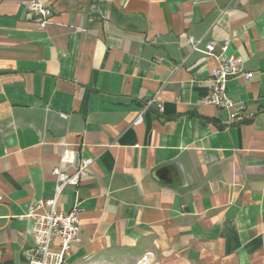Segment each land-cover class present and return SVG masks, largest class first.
<instances>
[{"label": "crops", "instance_id": "1", "mask_svg": "<svg viewBox=\"0 0 264 264\" xmlns=\"http://www.w3.org/2000/svg\"><path fill=\"white\" fill-rule=\"evenodd\" d=\"M27 1L0 0V264H29L63 156L93 159L58 199L81 209L65 264H264V0H38L46 28ZM189 36L253 72L227 83L238 122Z\"/></svg>", "mask_w": 264, "mask_h": 264}, {"label": "built area", "instance_id": "2", "mask_svg": "<svg viewBox=\"0 0 264 264\" xmlns=\"http://www.w3.org/2000/svg\"><path fill=\"white\" fill-rule=\"evenodd\" d=\"M25 7L28 12L38 18L40 27H47L52 15L50 6L42 1L33 0L27 1ZM188 43L192 46L193 51H201L207 56H212L217 63L211 71V91L204 98L203 103L227 111L229 123L238 122L246 106L229 96L227 83L235 77L250 79L253 72L247 71L241 55L231 52L228 40L219 46L214 42H206L202 48L204 43L202 38L197 39L194 36H189ZM159 109L160 111L164 110L162 106ZM61 115L64 118L69 117L67 114ZM142 121L143 115L140 114L135 120V124ZM68 161L67 156H63L61 159L62 165ZM92 162V158H84L74 171H68L62 165L55 167L53 169V174L56 177L54 196L30 206L26 216L34 220L32 230L34 253L29 264H65L74 244L80 240L82 232L80 207L77 204L69 211L62 210L58 206V199L66 186L79 185L81 179L88 174ZM41 209L43 212L40 211ZM57 240L60 241V247L58 250H54L53 246ZM1 254L2 250L0 249V256ZM149 256L151 254L144 255L137 264H148Z\"/></svg>", "mask_w": 264, "mask_h": 264}]
</instances>
